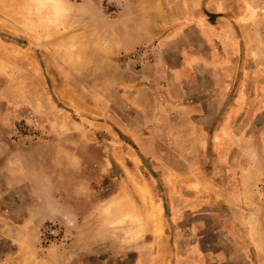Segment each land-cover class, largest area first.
Returning a JSON list of instances; mask_svg holds the SVG:
<instances>
[{"label":"rangeland","instance_id":"374dc122","mask_svg":"<svg viewBox=\"0 0 264 264\" xmlns=\"http://www.w3.org/2000/svg\"><path fill=\"white\" fill-rule=\"evenodd\" d=\"M0 264H264V0H0Z\"/></svg>","mask_w":264,"mask_h":264},{"label":"built area","instance_id":"2783aa9c","mask_svg":"<svg viewBox=\"0 0 264 264\" xmlns=\"http://www.w3.org/2000/svg\"><path fill=\"white\" fill-rule=\"evenodd\" d=\"M59 230V228H53V226H50V227H47V228H45V230H44V232H43V241H48V238L50 237V234L51 233H54V232H56V231H58Z\"/></svg>","mask_w":264,"mask_h":264}]
</instances>
